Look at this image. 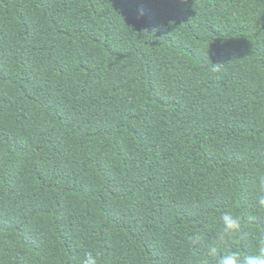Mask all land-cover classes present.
Wrapping results in <instances>:
<instances>
[{
    "label": "trees",
    "instance_id": "1",
    "mask_svg": "<svg viewBox=\"0 0 264 264\" xmlns=\"http://www.w3.org/2000/svg\"><path fill=\"white\" fill-rule=\"evenodd\" d=\"M262 177L264 0H0V264L257 256Z\"/></svg>",
    "mask_w": 264,
    "mask_h": 264
},
{
    "label": "clouds",
    "instance_id": "2",
    "mask_svg": "<svg viewBox=\"0 0 264 264\" xmlns=\"http://www.w3.org/2000/svg\"><path fill=\"white\" fill-rule=\"evenodd\" d=\"M261 188L264 189V177L260 179ZM260 203L264 204V196L261 197ZM224 222L225 233L239 230L240 222L238 218H233L231 215L225 214L222 217ZM223 239V236H221ZM210 253L215 254L216 249L210 248ZM84 264H96V259L89 253L84 261ZM220 264H264V238L259 241V255L257 256H246L242 260L238 253H230L227 258H222Z\"/></svg>",
    "mask_w": 264,
    "mask_h": 264
}]
</instances>
